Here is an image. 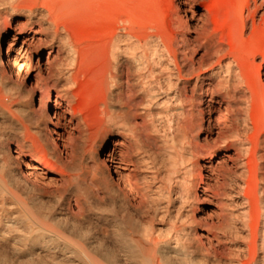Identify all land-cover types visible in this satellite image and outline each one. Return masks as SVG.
Returning <instances> with one entry per match:
<instances>
[{
	"label": "bare ground",
	"instance_id": "6f19581e",
	"mask_svg": "<svg viewBox=\"0 0 264 264\" xmlns=\"http://www.w3.org/2000/svg\"><path fill=\"white\" fill-rule=\"evenodd\" d=\"M97 1L0 0V21L28 12L14 32L0 22V264H119L125 248L133 264H223L232 242L250 253L232 264H264V132L250 112L264 0H238L228 38L218 0H177L167 33L119 20L91 117L69 23Z\"/></svg>",
	"mask_w": 264,
	"mask_h": 264
},
{
	"label": "rangeland",
	"instance_id": "374dc122",
	"mask_svg": "<svg viewBox=\"0 0 264 264\" xmlns=\"http://www.w3.org/2000/svg\"><path fill=\"white\" fill-rule=\"evenodd\" d=\"M210 1V0H209ZM238 0H218L214 10L216 24L214 26L226 35V38L232 33L237 20L236 5ZM178 4L177 0L174 3L171 0H98L97 3L87 8L84 13L73 12L70 15L71 21L69 28L71 31L72 38L75 41H79L84 47V75L82 78V84L80 88H83L82 92L79 93V100L85 111L91 116L96 117L99 110L101 100V83L100 79L104 69V39L107 34L113 32L117 26L119 20H133L137 27L145 31H154L167 33L170 29L171 14L173 12L174 5ZM61 5V0L59 6ZM39 5L34 6V10L38 9ZM204 12L205 8H201L197 11ZM264 12V8L259 12L258 18ZM183 13V12H181ZM27 11L22 8L9 10L8 14L0 21L3 24V28H10L9 32H14L12 28L17 27L20 23L24 22L27 18ZM184 16V14H183ZM186 17V16H184ZM213 26V27H214ZM29 28L25 30V34ZM25 34L21 38L25 37ZM252 43H258L261 48L264 49V35L256 36L251 40ZM251 42L247 41L246 46L250 45ZM49 47H45L41 61H46V56ZM256 65L253 68L252 82L254 88L253 97L256 100V109L251 110V114L257 118L255 129L257 131H263L260 122L263 120L264 114L262 106L264 103V70L262 72L261 79H259V65L262 64L264 67V51L258 53L256 56ZM55 91L53 92V97ZM39 93L35 102H38ZM201 98H207L205 90L203 91ZM244 97L241 93H237L235 97L231 98L230 101L235 104L243 102ZM224 117L225 114L222 111L215 112L213 118ZM204 126L208 124L207 113L203 116ZM264 153V150H263ZM53 200V201H52ZM51 201L54 202V199ZM235 208L229 207L228 212H235ZM236 213V212H235ZM195 216L198 220H206V214L203 211H196ZM164 223L169 227L171 220L169 216L165 217ZM168 227L163 228V235L167 236L169 229ZM241 235H247L245 231L239 230ZM198 234H207L208 231L204 226L198 228ZM234 243H229L225 249L227 259H224L223 264H232L230 258H235L233 253H239L246 255L245 259L250 257L249 250L239 251ZM101 251H104L101 249ZM233 252V253H232ZM232 253V254H231ZM124 260L119 264H133L132 249L125 248L122 250ZM242 257V256H241ZM198 261H202V256L197 255ZM186 262V260L184 261ZM76 264H86L82 258L76 260ZM101 264H110L107 261H103ZM187 264V262L185 263Z\"/></svg>",
	"mask_w": 264,
	"mask_h": 264
}]
</instances>
